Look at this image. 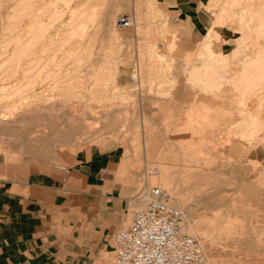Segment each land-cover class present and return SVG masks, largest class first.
Wrapping results in <instances>:
<instances>
[{
    "label": "rangeland",
    "instance_id": "rangeland-1",
    "mask_svg": "<svg viewBox=\"0 0 264 264\" xmlns=\"http://www.w3.org/2000/svg\"><path fill=\"white\" fill-rule=\"evenodd\" d=\"M200 8L207 25L185 56L157 0H0V136L56 168L93 147L118 153L133 188L121 228L157 168L150 182L207 264H264V0Z\"/></svg>",
    "mask_w": 264,
    "mask_h": 264
},
{
    "label": "crops",
    "instance_id": "crops-1",
    "mask_svg": "<svg viewBox=\"0 0 264 264\" xmlns=\"http://www.w3.org/2000/svg\"><path fill=\"white\" fill-rule=\"evenodd\" d=\"M157 1L176 31L179 51L191 55L207 25L200 5L208 0ZM188 67L192 61H175L174 68ZM174 75L181 83L183 77ZM178 90L181 102L191 99L183 84ZM2 135L0 264H113L109 237L126 221L133 191L122 183L119 154L93 147L63 174L30 146L23 150Z\"/></svg>",
    "mask_w": 264,
    "mask_h": 264
},
{
    "label": "built area",
    "instance_id": "built-area-1",
    "mask_svg": "<svg viewBox=\"0 0 264 264\" xmlns=\"http://www.w3.org/2000/svg\"><path fill=\"white\" fill-rule=\"evenodd\" d=\"M118 30L133 29L134 20L118 16ZM135 71L131 81L135 82ZM67 174L68 168H58ZM157 169L144 173L143 205L134 208L130 220L109 237L114 264H207L200 241L181 230L182 214L172 204L171 196L158 185L148 183L158 176Z\"/></svg>",
    "mask_w": 264,
    "mask_h": 264
},
{
    "label": "bare ground",
    "instance_id": "bare-ground-1",
    "mask_svg": "<svg viewBox=\"0 0 264 264\" xmlns=\"http://www.w3.org/2000/svg\"><path fill=\"white\" fill-rule=\"evenodd\" d=\"M206 52H207L206 54H208V53L210 52V50H207ZM211 53H212V52H211ZM213 55H214V54H213ZM213 55H212V57H214ZM210 56H211V55H210ZM212 57H210V58H212ZM261 60H262V59H261ZM149 169H157V168H149ZM157 170H158V169H157ZM158 171H159V170H158ZM158 175H159V174H158ZM156 177H157V176H156ZM152 178H155V177H152ZM152 178L149 179L148 183L151 184V185H156V184H152V183L150 182V180H151ZM141 186H142V189L145 187V179H144V178H143V181H142ZM158 186H159V185H158ZM160 187H161V186H160ZM161 188H162V187H161ZM141 197H142V196H140V200L142 201ZM142 205H143V202H142ZM142 205H141V206H142ZM141 206H140V207H141ZM137 208H138V207H137ZM191 236H192V235H191ZM194 237H195V236H194Z\"/></svg>",
    "mask_w": 264,
    "mask_h": 264
}]
</instances>
